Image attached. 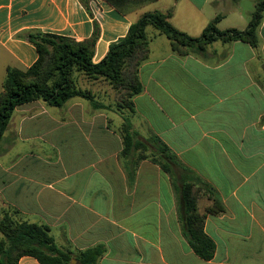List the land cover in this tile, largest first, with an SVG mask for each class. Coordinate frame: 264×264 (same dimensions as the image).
<instances>
[{
    "label": "crops",
    "instance_id": "1",
    "mask_svg": "<svg viewBox=\"0 0 264 264\" xmlns=\"http://www.w3.org/2000/svg\"><path fill=\"white\" fill-rule=\"evenodd\" d=\"M85 2L0 0V93L9 68L26 70L38 59L29 33L82 42L97 23L99 63L147 12H171L176 29L198 38L218 16L219 30H245L258 0H148L124 12L107 0ZM148 28L150 54L139 71L144 90L134 98L132 123L145 126V133L135 129L143 138L157 135L214 190L225 209L206 218L214 258L205 261L190 248L170 176L143 160L129 178L108 110L78 98L63 106L65 115H40L41 101L15 110L1 145L0 218L48 226L62 251L103 246L99 264H264V15L256 48L216 41L187 56ZM203 194L200 214L215 204ZM18 264L41 263L23 256Z\"/></svg>",
    "mask_w": 264,
    "mask_h": 264
},
{
    "label": "trees",
    "instance_id": "2",
    "mask_svg": "<svg viewBox=\"0 0 264 264\" xmlns=\"http://www.w3.org/2000/svg\"><path fill=\"white\" fill-rule=\"evenodd\" d=\"M81 1L86 3L85 0ZM107 1L124 12L130 4L148 0ZM86 6L89 7L88 4ZM263 15L264 0H258L245 30H219L217 25L221 17L218 16L200 37L194 38L172 25L171 12H147L131 25L125 37L111 44L108 54L99 63L93 61L100 35L97 23L93 36L82 42L55 34L29 33L25 37L35 46L38 59L26 70L9 68L7 71L3 91L0 93V156L2 140L18 107L43 101L48 106L62 108L68 101L81 98L88 100L96 110H109V106L97 100L90 91L77 86L75 72L83 73L90 80H106L118 93V110L130 113L123 115L121 129V159L129 178L135 176V170L143 160H150L167 173L180 195L183 234L190 248L201 259L212 260L216 245L206 234L205 223L208 214H222L225 210L223 205L216 198L214 190L193 175L157 135L151 134L143 138L132 123L134 98L144 90L139 71L150 54L147 28L152 26L165 35L172 51L177 55L187 56L191 52H203L216 41L226 44L242 41L256 48L259 43L257 31ZM204 191L215 198V204L208 207L205 214H200L198 201L203 197ZM0 231V264H18L23 256L34 257L41 264H72L74 259L78 264H99L106 251L103 246L78 254L62 251L56 245L48 226L17 222L8 214L0 218Z\"/></svg>",
    "mask_w": 264,
    "mask_h": 264
},
{
    "label": "rangeland",
    "instance_id": "3",
    "mask_svg": "<svg viewBox=\"0 0 264 264\" xmlns=\"http://www.w3.org/2000/svg\"><path fill=\"white\" fill-rule=\"evenodd\" d=\"M152 30L155 31L156 29L152 26L148 28L149 34L151 33L150 31ZM5 78H6V74L3 75V79ZM75 79L77 86L80 87L81 89L90 91L93 95H95V97H97V95L103 96L105 104L109 106V110L105 111V113L109 114L108 120L111 121L110 126L116 130H119L121 133V129L124 121L123 115H130V113L127 110H124V112H120L118 110L117 103L119 97L117 91L114 90V88L106 80L103 79L90 80L81 72H75ZM78 100L80 101L82 100L84 103L90 105V102L88 100L81 98H78ZM40 103L43 105L44 108L42 111L38 109V111L41 112L40 115H65L63 107L62 108L51 107L48 106L43 101H41ZM14 115H18V114L14 113ZM134 129H137L140 132L145 133V126H143L141 123L136 122L134 124Z\"/></svg>",
    "mask_w": 264,
    "mask_h": 264
}]
</instances>
